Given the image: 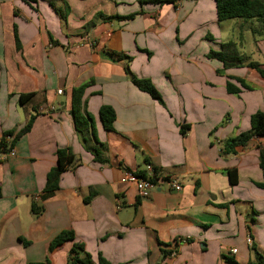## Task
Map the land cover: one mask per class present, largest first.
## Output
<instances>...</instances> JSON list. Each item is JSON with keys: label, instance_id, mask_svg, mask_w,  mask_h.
<instances>
[{"label": "crops", "instance_id": "1", "mask_svg": "<svg viewBox=\"0 0 264 264\" xmlns=\"http://www.w3.org/2000/svg\"><path fill=\"white\" fill-rule=\"evenodd\" d=\"M63 3L65 20L45 0H0V141L18 136L14 156L0 155V264H67L73 244L93 264H247L255 251L264 263V137L222 152L264 114V80L207 58L233 42L264 68L261 22L218 23L214 0ZM80 87L82 133L71 113ZM103 106L115 114L110 130ZM57 150L78 165L46 192ZM147 165L161 181L143 199L121 179ZM62 231L73 240L49 251Z\"/></svg>", "mask_w": 264, "mask_h": 264}, {"label": "trees", "instance_id": "2", "mask_svg": "<svg viewBox=\"0 0 264 264\" xmlns=\"http://www.w3.org/2000/svg\"><path fill=\"white\" fill-rule=\"evenodd\" d=\"M35 1V0H29ZM48 4L57 12L62 20L66 19L68 7L63 3V0H45ZM160 1V0H152ZM170 2V0H167ZM215 10L217 16V22L221 23L231 19L241 20L243 22L259 20L262 24V29L259 33L261 38L264 40V1L263 0H214ZM63 3V7H59L58 4ZM16 42L18 43L17 37ZM207 58L216 59L223 64L224 69L236 68L241 66H247L255 70L259 76L264 80V68L256 62H248L245 64L243 57L239 54L237 46L233 42H225L220 44L219 51H210L207 54ZM129 58L126 57V62ZM131 82L142 91L147 92L151 97L155 99H160L155 88L147 80H139L132 78ZM81 87L74 89L71 94V113L73 115L75 128L78 133H82L85 127V121L80 117L78 112V100L79 94L81 92ZM30 95H22L20 97L21 102L29 98ZM99 115L103 127L106 130L112 128L113 122L115 120L114 111L106 106H103L99 110ZM33 117L30 118L27 125L19 132V136L24 134L30 129ZM251 130L248 133H242L236 137L226 140L223 143L222 152L225 154H235L237 148L245 147L247 143L251 140L253 136L264 137V114L257 112L250 118ZM10 135H4V139L0 141V155L8 153L13 149L14 140L18 138L15 136L12 141L8 142L7 139ZM94 158L97 161H101V157L97 151H93ZM57 165L49 171L46 177V183L44 190L46 192H51L58 189V181L60 175L69 169H73L78 165V160L71 155L68 150H57L56 151ZM259 165L261 169H264V157H260ZM154 176H158V170L153 168ZM229 184H236V174L235 171L231 170L228 172ZM73 240V233L70 231H62L56 235L52 241L49 243L48 250L52 251L55 247L61 245L62 243ZM32 264V263H29ZM67 264H93L90 256L83 251V247L78 244H73L68 256ZM97 264H110L103 257L99 256ZM247 264H264L262 258L255 251L253 256V261Z\"/></svg>", "mask_w": 264, "mask_h": 264}, {"label": "built area", "instance_id": "3", "mask_svg": "<svg viewBox=\"0 0 264 264\" xmlns=\"http://www.w3.org/2000/svg\"><path fill=\"white\" fill-rule=\"evenodd\" d=\"M62 91L57 90V94L61 95ZM15 151L11 149L4 156H14ZM160 177L154 176L153 168L150 165H147L142 172L135 171H125L124 177L121 179V182L132 183L135 186L137 194L140 198L146 199L149 197L151 191L156 187V185L161 181ZM169 188L178 191L180 190V185L173 180H166ZM246 243L251 245V238L247 237ZM235 253V250L232 251Z\"/></svg>", "mask_w": 264, "mask_h": 264}]
</instances>
